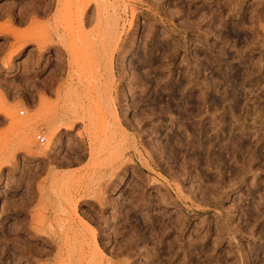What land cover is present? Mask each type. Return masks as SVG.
I'll return each mask as SVG.
<instances>
[{
	"label": "rangeland",
	"instance_id": "obj_1",
	"mask_svg": "<svg viewBox=\"0 0 264 264\" xmlns=\"http://www.w3.org/2000/svg\"><path fill=\"white\" fill-rule=\"evenodd\" d=\"M81 1L0 0V264H264V0Z\"/></svg>",
	"mask_w": 264,
	"mask_h": 264
},
{
	"label": "bare ground",
	"instance_id": "obj_2",
	"mask_svg": "<svg viewBox=\"0 0 264 264\" xmlns=\"http://www.w3.org/2000/svg\"><path fill=\"white\" fill-rule=\"evenodd\" d=\"M79 1V0H78ZM83 1V2H82ZM80 3H81V6H77L75 11L72 13L73 14V17H77L78 18V22L80 23V25L85 26L87 25L88 23H91L93 22L94 20V15L91 14L89 15L91 9H92V6L94 4V2L96 3L97 0H82ZM40 6V5H39ZM38 6V7H39ZM54 11V5H47V6H40L39 9H38V12H37V17H45L49 14H51L52 12ZM97 11V10H96ZM58 13V12H57ZM93 13V12H92ZM56 15V14H55ZM58 16V15H57ZM71 16V14H70ZM98 16V15H97ZM59 17V16H58ZM100 17V16H99ZM68 18V17H67ZM76 18V19H77ZM58 20V19H56ZM60 20V19H59ZM71 20V18H70ZM96 20H99L98 18ZM68 21V20H67ZM77 21V20H76ZM58 23V22H57ZM67 23V22H65ZM97 25L95 26L97 29H101L102 28V25L101 23H98L96 22ZM60 27V26H59ZM64 28V27H63ZM66 28V27H65ZM58 29V28H57ZM43 31V30H42ZM41 33V31L39 32ZM43 35L41 34V36L38 38V43L39 45L43 48L44 46V42H43V39H42ZM66 47V46H65ZM72 128V127H70Z\"/></svg>",
	"mask_w": 264,
	"mask_h": 264
},
{
	"label": "built area",
	"instance_id": "obj_3",
	"mask_svg": "<svg viewBox=\"0 0 264 264\" xmlns=\"http://www.w3.org/2000/svg\"><path fill=\"white\" fill-rule=\"evenodd\" d=\"M20 114H21V115H24L25 112L22 111ZM37 141H38V143H39L40 145L43 146V145L46 144V142H47V138H46L43 134H39V135H37Z\"/></svg>",
	"mask_w": 264,
	"mask_h": 264
}]
</instances>
